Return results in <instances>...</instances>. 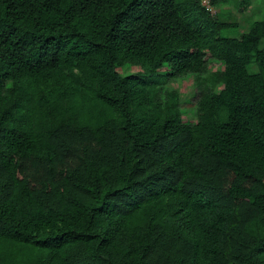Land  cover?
<instances>
[{
	"label": "trees",
	"instance_id": "1",
	"mask_svg": "<svg viewBox=\"0 0 264 264\" xmlns=\"http://www.w3.org/2000/svg\"><path fill=\"white\" fill-rule=\"evenodd\" d=\"M228 1L0 0V264H264V17Z\"/></svg>",
	"mask_w": 264,
	"mask_h": 264
},
{
	"label": "rangeland",
	"instance_id": "2",
	"mask_svg": "<svg viewBox=\"0 0 264 264\" xmlns=\"http://www.w3.org/2000/svg\"><path fill=\"white\" fill-rule=\"evenodd\" d=\"M203 3L213 12L219 10V7H215L210 0H202ZM243 0H229L225 2L220 7L224 6L227 11L230 12L231 19H236L239 22V33L247 31L249 29V20L250 18L253 19H260L264 17V11L262 9L261 13L258 11L262 8V2L258 0H251V3L247 6L242 5ZM264 46V41L262 43ZM212 67L217 69L218 67L221 68V64L218 62H212ZM170 67L168 64H165L164 67L160 70L163 75L160 76L162 80L167 78V72H169ZM119 72L121 74H144V69L138 65H125L119 68ZM168 87L175 89L180 94V103H181V110L183 120L185 122H195L197 120V99L199 94V88L195 83V76L193 74H187L183 76H179L178 78H170L167 80Z\"/></svg>",
	"mask_w": 264,
	"mask_h": 264
}]
</instances>
